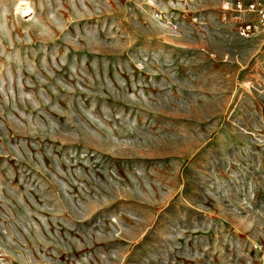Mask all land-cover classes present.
I'll use <instances>...</instances> for the list:
<instances>
[{
  "label": "rangeland",
  "instance_id": "obj_1",
  "mask_svg": "<svg viewBox=\"0 0 264 264\" xmlns=\"http://www.w3.org/2000/svg\"><path fill=\"white\" fill-rule=\"evenodd\" d=\"M236 1L0 0V264H264Z\"/></svg>",
  "mask_w": 264,
  "mask_h": 264
},
{
  "label": "built area",
  "instance_id": "obj_2",
  "mask_svg": "<svg viewBox=\"0 0 264 264\" xmlns=\"http://www.w3.org/2000/svg\"><path fill=\"white\" fill-rule=\"evenodd\" d=\"M233 6L237 11L244 10L255 15L254 21H246L238 26V34L241 37H248L254 31L264 35V0H246L244 4L237 0Z\"/></svg>",
  "mask_w": 264,
  "mask_h": 264
},
{
  "label": "bare ground",
  "instance_id": "obj_3",
  "mask_svg": "<svg viewBox=\"0 0 264 264\" xmlns=\"http://www.w3.org/2000/svg\"><path fill=\"white\" fill-rule=\"evenodd\" d=\"M22 10H28L29 11V8H26V7H21ZM23 12V11H22ZM26 12V11H25Z\"/></svg>",
  "mask_w": 264,
  "mask_h": 264
}]
</instances>
